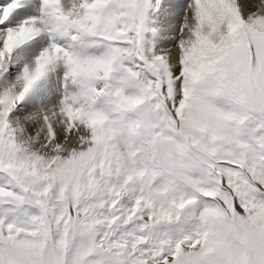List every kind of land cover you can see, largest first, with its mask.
<instances>
[{
	"label": "snow or ice",
	"instance_id": "obj_1",
	"mask_svg": "<svg viewBox=\"0 0 264 264\" xmlns=\"http://www.w3.org/2000/svg\"><path fill=\"white\" fill-rule=\"evenodd\" d=\"M0 264H264V0H0Z\"/></svg>",
	"mask_w": 264,
	"mask_h": 264
}]
</instances>
